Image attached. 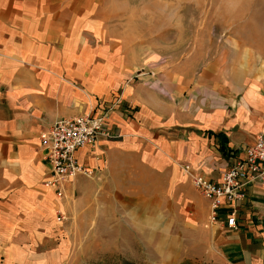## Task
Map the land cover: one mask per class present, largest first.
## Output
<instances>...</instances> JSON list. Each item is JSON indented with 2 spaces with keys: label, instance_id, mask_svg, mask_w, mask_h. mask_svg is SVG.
Returning a JSON list of instances; mask_svg holds the SVG:
<instances>
[{
  "label": "crops",
  "instance_id": "1",
  "mask_svg": "<svg viewBox=\"0 0 264 264\" xmlns=\"http://www.w3.org/2000/svg\"><path fill=\"white\" fill-rule=\"evenodd\" d=\"M95 10L91 0H0V264H63L84 227L93 248L105 225L98 208L128 202L119 189L109 196L107 182L119 188L115 172L145 170L172 187V210L200 228L207 259L264 264V183L219 208L222 218L234 208L235 227L211 224L209 200L181 167L219 179L264 131V66L185 60L159 73ZM103 113L120 135L79 147L76 158L96 174L66 179L56 195L43 183L39 132L57 118Z\"/></svg>",
  "mask_w": 264,
  "mask_h": 264
},
{
  "label": "rangeland",
  "instance_id": "2",
  "mask_svg": "<svg viewBox=\"0 0 264 264\" xmlns=\"http://www.w3.org/2000/svg\"><path fill=\"white\" fill-rule=\"evenodd\" d=\"M91 1L96 14L108 20L113 39L149 53L148 65L159 73L185 60L195 68L211 61L223 68L233 62L264 66V0ZM115 173L122 177L116 180L119 188L108 181V195L119 189L128 202L102 204L105 225L96 228L93 248L84 227L73 235L63 264H219L207 259L200 228L173 212L172 187L163 175ZM74 179L88 176L78 173Z\"/></svg>",
  "mask_w": 264,
  "mask_h": 264
},
{
  "label": "built area",
  "instance_id": "3",
  "mask_svg": "<svg viewBox=\"0 0 264 264\" xmlns=\"http://www.w3.org/2000/svg\"><path fill=\"white\" fill-rule=\"evenodd\" d=\"M166 60L167 58H162L163 62ZM139 74L140 70L133 76L137 77ZM105 115L81 114L57 118L39 132L40 145L49 164V172L43 183L47 187H53L56 195H63V183L66 179L73 178L78 173L93 176V168L80 163L75 156L79 147L93 144L101 136L120 135L108 130ZM181 167L189 174L194 188L209 200V222L235 227L234 208L224 218L220 216L219 208L225 201L233 202L244 198L250 184L264 183V131L259 132L252 143L238 147L237 157L222 170L219 179H211L195 171L187 162L182 163ZM57 213L59 219L66 217L62 211L58 210Z\"/></svg>",
  "mask_w": 264,
  "mask_h": 264
}]
</instances>
